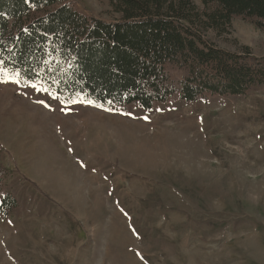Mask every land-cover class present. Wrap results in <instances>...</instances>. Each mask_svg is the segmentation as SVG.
Instances as JSON below:
<instances>
[{
    "label": "rangeland",
    "instance_id": "rangeland-1",
    "mask_svg": "<svg viewBox=\"0 0 264 264\" xmlns=\"http://www.w3.org/2000/svg\"><path fill=\"white\" fill-rule=\"evenodd\" d=\"M205 37L264 57L241 17ZM0 167V264H264V89L104 108L0 70Z\"/></svg>",
    "mask_w": 264,
    "mask_h": 264
},
{
    "label": "trees",
    "instance_id": "trees-1",
    "mask_svg": "<svg viewBox=\"0 0 264 264\" xmlns=\"http://www.w3.org/2000/svg\"><path fill=\"white\" fill-rule=\"evenodd\" d=\"M202 1L203 9L194 0H110L105 19L68 0H0V70L40 82L66 104L104 108L264 89V57L205 37L232 29L236 17L264 30V0Z\"/></svg>",
    "mask_w": 264,
    "mask_h": 264
},
{
    "label": "bare ground",
    "instance_id": "bare-ground-1",
    "mask_svg": "<svg viewBox=\"0 0 264 264\" xmlns=\"http://www.w3.org/2000/svg\"><path fill=\"white\" fill-rule=\"evenodd\" d=\"M51 112H52V111H51ZM56 115H57V114H56ZM67 118H68V119H67V120H68V121H67L68 123H70V122H71V123H74L73 121H70V120H72V117H67ZM69 119H70V120H69ZM73 119H74V118H73ZM114 131H116V132H117V131L122 132L121 129H114ZM123 131H126V130L123 129Z\"/></svg>",
    "mask_w": 264,
    "mask_h": 264
},
{
    "label": "snow or ice",
    "instance_id": "snow-or-ice-1",
    "mask_svg": "<svg viewBox=\"0 0 264 264\" xmlns=\"http://www.w3.org/2000/svg\"><path fill=\"white\" fill-rule=\"evenodd\" d=\"M15 82H17V83H19V81L17 80V81H15ZM76 101H73V103H75ZM88 103H94L93 101H88ZM97 106H100V105H97Z\"/></svg>",
    "mask_w": 264,
    "mask_h": 264
}]
</instances>
